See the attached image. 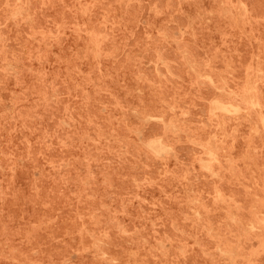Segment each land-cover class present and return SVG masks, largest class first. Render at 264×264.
Instances as JSON below:
<instances>
[{
  "label": "rangeland",
  "instance_id": "rangeland-1",
  "mask_svg": "<svg viewBox=\"0 0 264 264\" xmlns=\"http://www.w3.org/2000/svg\"><path fill=\"white\" fill-rule=\"evenodd\" d=\"M263 221L264 0H0V264H264Z\"/></svg>",
  "mask_w": 264,
  "mask_h": 264
},
{
  "label": "bare ground",
  "instance_id": "bare-ground-1",
  "mask_svg": "<svg viewBox=\"0 0 264 264\" xmlns=\"http://www.w3.org/2000/svg\"><path fill=\"white\" fill-rule=\"evenodd\" d=\"M191 62V61H190ZM7 67H8V65H7ZM209 80V79H208ZM209 81H211V80H209ZM234 101V100H233ZM243 102V101H242ZM249 104V103H248ZM252 104V103H251ZM230 105V104H229ZM237 107V106H236ZM244 107V106H243ZM238 108V107H237ZM233 111V110H232ZM234 112V111H233ZM147 117H148V115H147ZM164 122V121H163ZM174 123V122H173ZM176 126V125H175ZM178 126V125H177ZM254 130V129H253ZM159 135H160V133H159ZM158 135V136H159ZM160 138V137H159ZM172 138V137H171ZM158 139V138H157ZM158 140H160V139H158ZM152 142V141H151ZM156 142H158L157 140H156ZM150 143V142H149ZM160 143V142H159ZM161 143H163L162 141H161ZM173 143V142H172ZM147 144V143H146ZM146 144H144V145H146ZM158 144V143H157ZM159 146V145H158ZM164 146V145H163ZM166 147V146H165ZM163 148V147H162ZM160 150H162L161 148H160ZM174 150V149H173ZM153 151V150H152ZM156 152V151H155ZM160 153V152H159ZM210 153V152H209ZM208 153V154H209ZM157 154H158V152H157ZM209 156V155H208ZM213 156V155H212ZM211 159H213V158H211ZM210 159V160H211ZM203 167V166H202ZM205 167V166H204ZM203 167V168H204ZM206 169H207V166H206ZM214 173V172H213ZM196 212V211H195ZM204 213V212H203ZM197 214V213H196ZM198 215V214H197ZM190 216V215H189ZM205 219V218H204ZM210 219V218H209ZM232 220V219H231ZM256 221V220H255ZM264 222V221H263ZM249 226V225H248ZM250 226H252L251 224H250ZM251 228V227H250ZM209 231V230H208ZM217 246V245H216ZM218 248V247H217ZM220 251V250H219ZM222 251V250H221ZM226 254V253H225ZM228 254H230V253H228ZM227 255V254H226ZM222 263V262H221Z\"/></svg>",
  "mask_w": 264,
  "mask_h": 264
}]
</instances>
